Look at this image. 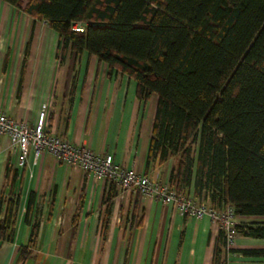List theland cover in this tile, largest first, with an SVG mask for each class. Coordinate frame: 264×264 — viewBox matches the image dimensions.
<instances>
[{"label": "crops", "instance_id": "crops-1", "mask_svg": "<svg viewBox=\"0 0 264 264\" xmlns=\"http://www.w3.org/2000/svg\"><path fill=\"white\" fill-rule=\"evenodd\" d=\"M156 100L151 95L138 101L132 79L87 52L78 59L69 50L62 54L58 36L44 21L0 0V111L12 121L33 126L43 111L47 133L111 155L122 170L168 183L174 159L147 166ZM21 162L0 134V220L8 198L19 199L13 239L0 240V264H213L221 241L208 218L120 195L114 184L69 169L50 155L35 161L31 149ZM108 194L113 195L109 209ZM29 199L33 206L26 221ZM236 221L245 229L264 226V217ZM222 250L226 264H264L261 254H241L263 251L264 239L238 234L232 247Z\"/></svg>", "mask_w": 264, "mask_h": 264}, {"label": "trees", "instance_id": "trees-1", "mask_svg": "<svg viewBox=\"0 0 264 264\" xmlns=\"http://www.w3.org/2000/svg\"><path fill=\"white\" fill-rule=\"evenodd\" d=\"M2 1L44 21L62 54L87 52L127 75L141 103L156 96L147 166L174 159L177 194L264 217V0ZM18 205L6 201L0 240L13 239ZM236 232L264 239V226ZM219 241L213 264H226Z\"/></svg>", "mask_w": 264, "mask_h": 264}, {"label": "built area", "instance_id": "built-area-1", "mask_svg": "<svg viewBox=\"0 0 264 264\" xmlns=\"http://www.w3.org/2000/svg\"><path fill=\"white\" fill-rule=\"evenodd\" d=\"M74 31H80L79 25H73ZM45 113L41 111L35 125L16 123L0 111V134L10 140L12 152L20 153L22 164L33 151L34 160L47 154L63 166L84 172L95 179L114 184L121 194H133L141 199L149 198L172 207L182 216L194 217L198 220L208 218L222 232L226 248L232 247L236 237V215L234 209L226 205L220 210L207 207L192 197L177 194L168 183L150 180L144 174L133 170H122L113 163L111 155H96L84 146H74L69 141L49 134L44 127Z\"/></svg>", "mask_w": 264, "mask_h": 264}]
</instances>
